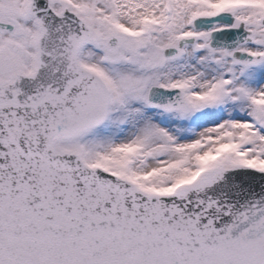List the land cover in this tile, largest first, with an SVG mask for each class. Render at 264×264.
I'll return each instance as SVG.
<instances>
[{"label":"snow or ice","instance_id":"6c2138e0","mask_svg":"<svg viewBox=\"0 0 264 264\" xmlns=\"http://www.w3.org/2000/svg\"><path fill=\"white\" fill-rule=\"evenodd\" d=\"M0 264H264V0H0Z\"/></svg>","mask_w":264,"mask_h":264}]
</instances>
